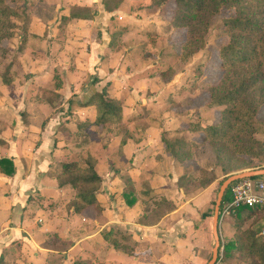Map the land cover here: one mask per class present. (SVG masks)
Masks as SVG:
<instances>
[{
	"label": "crops",
	"instance_id": "0c3cea01",
	"mask_svg": "<svg viewBox=\"0 0 264 264\" xmlns=\"http://www.w3.org/2000/svg\"><path fill=\"white\" fill-rule=\"evenodd\" d=\"M17 1L15 31L3 39L0 54V157L14 164L10 174L0 169V256L8 264H73L86 257L93 264H206L217 181L188 189L178 181L198 166L210 168L214 156L204 141L179 161L164 137L192 136L179 129L182 122L211 121L216 109L197 103L196 92L181 101L190 88L175 84L177 70L162 79L159 70L148 69L149 27L139 15L151 1ZM75 4L92 10L68 17ZM116 29L123 32L112 47ZM103 89L122 101L119 123L96 122V105L82 103ZM86 152L102 176L96 193L101 209L76 212L67 207L73 188L59 186L53 173L60 162L82 161ZM125 174L136 180L132 205L122 195ZM161 197L172 208L144 215ZM110 226L140 242L135 254L108 244L103 231Z\"/></svg>",
	"mask_w": 264,
	"mask_h": 264
},
{
	"label": "trees",
	"instance_id": "16d2710c",
	"mask_svg": "<svg viewBox=\"0 0 264 264\" xmlns=\"http://www.w3.org/2000/svg\"><path fill=\"white\" fill-rule=\"evenodd\" d=\"M150 1L168 25L182 30V36L175 37L176 46L179 47L176 54L180 55V59L188 60L204 46L212 20H217L216 43L211 46V57L214 60L217 58L213 68H218L221 75L209 84L207 98L202 101L200 92L196 97L197 103L201 102L206 109H216L214 116L211 121L200 118L183 121L179 129L188 130L192 136L180 134L169 139L164 137L166 150L179 161L190 158L193 150L204 141L209 143L214 161L210 168L198 166L183 173L179 185L187 189L190 185L205 186L216 178L215 167L227 171L264 164V138L257 137L264 130V122L258 114L264 104V0ZM17 3V0H0V52L5 50L3 39L11 37L15 31L19 9ZM169 7L172 8L171 12L164 14ZM91 10L86 6L70 5L67 16L89 15ZM122 32L116 29L110 33V46L117 43ZM146 54L149 55L148 51ZM175 70V66L168 62L158 73L160 78L166 79ZM82 103L96 105L95 121L98 123H119L122 119L121 99L108 96L105 89L92 93ZM96 162V158L86 152L82 161L72 159L60 162L59 169L53 173L59 186L69 185L74 190L73 197L67 203L68 208L76 212L89 205L98 211L101 209L96 193L100 190L102 176ZM0 169L6 174L12 173L13 161L9 157H0ZM253 177L264 181V175ZM135 181L132 176L124 175L122 195L128 205L137 199ZM235 181L225 189L219 211L231 201V187ZM154 203V207L144 215H157L173 206L171 200L165 197ZM232 209L230 216L234 237L223 244L218 259L236 256L247 264H264V235L261 234L264 228V204H240ZM247 221L250 223L246 225ZM255 223L258 225L253 227ZM103 237L113 248L128 254H135L140 247V242L131 233L118 227L104 229ZM0 264H8L3 253ZM73 264H93V261L88 257L78 258Z\"/></svg>",
	"mask_w": 264,
	"mask_h": 264
},
{
	"label": "rangeland",
	"instance_id": "374dc122",
	"mask_svg": "<svg viewBox=\"0 0 264 264\" xmlns=\"http://www.w3.org/2000/svg\"><path fill=\"white\" fill-rule=\"evenodd\" d=\"M18 6H21V3H17ZM172 8H168L167 11H165L164 14L170 13ZM141 19H144V28H148L147 33V42H146V50L148 53H150V57L147 58L149 61V70L152 71H158L162 70L167 66V63H172L176 70L180 73L178 78L175 79V84L180 87L181 89L184 88H190V91L188 93L187 89L184 90L185 97L181 99L183 102H187L191 100V96L193 93H201L202 95V101L203 99L207 98L208 92V86L212 82L216 81L220 75L221 71L218 68H213L215 61L211 57V50H213V47H211L214 43H216V32H217V20H212V25L208 29L206 36H205V44L202 48H200L198 51L194 52L190 58L187 59H180V55H177V49L179 47L176 46L175 37L176 36H182V30L181 29H175L172 28L166 20H164L157 10L156 6L153 4H147L144 8V14L141 13L139 15ZM22 18V17H21ZM23 20V18H22ZM216 20V22H215ZM176 46V47H175ZM177 53V54H176ZM1 55H3V52H0ZM215 57L214 55H212ZM153 61H156L154 64ZM148 65V64H147ZM3 68V66H2ZM167 79V78H166ZM158 82L161 84V79L159 81L158 77L156 78ZM88 82V79L83 82V86L86 85ZM163 83V82H162ZM161 86V85H160ZM192 93V94H191ZM172 98V92L166 93L164 100H168ZM59 107V106H58ZM21 114L24 113L23 110H20ZM261 120L264 122V104L260 107L259 113ZM262 139L264 138V130L261 132ZM248 159V157L246 156ZM208 163H210L208 161ZM213 164H211L212 166ZM258 166H264V164H260ZM252 167H244V168H235L231 170L224 171V169L220 167H215V172L217 174L215 180L217 181L215 186V191L217 192L220 180L225 177L227 174L248 169ZM215 198V197H214ZM212 206H214V202L212 203ZM232 212H229L227 214L222 215V221H220V255L223 251V244L234 237V231L233 227H231V214ZM199 218V217H198ZM249 221H247L245 224H249ZM258 223L253 224V227H256ZM198 240V242H197ZM196 240V247L197 250L200 252L201 246L199 237H197ZM195 244V243H194ZM194 257V260L196 259V255L192 254ZM222 257V256H220ZM219 264H247L246 261L239 259V257L231 256L228 258H222L221 260L218 259Z\"/></svg>",
	"mask_w": 264,
	"mask_h": 264
},
{
	"label": "built area",
	"instance_id": "2783aa9c",
	"mask_svg": "<svg viewBox=\"0 0 264 264\" xmlns=\"http://www.w3.org/2000/svg\"><path fill=\"white\" fill-rule=\"evenodd\" d=\"M232 199L219 211L220 218L223 214L231 212L233 206L240 204H264V181L253 176L236 179L231 187ZM264 235V228L261 229Z\"/></svg>",
	"mask_w": 264,
	"mask_h": 264
},
{
	"label": "water",
	"instance_id": "95a60500",
	"mask_svg": "<svg viewBox=\"0 0 264 264\" xmlns=\"http://www.w3.org/2000/svg\"><path fill=\"white\" fill-rule=\"evenodd\" d=\"M264 175V166H256L248 169L238 170L231 172L225 176L222 182L219 185L216 199L213 207V223H212V233L214 236V245L212 247V253L206 264H216L218 261L219 255V246H220V232H219V208L220 203L223 197V193L227 186L234 180L247 177V176H256Z\"/></svg>",
	"mask_w": 264,
	"mask_h": 264
}]
</instances>
